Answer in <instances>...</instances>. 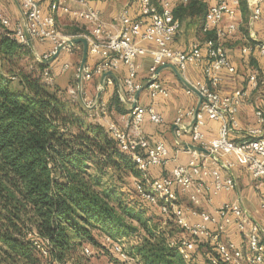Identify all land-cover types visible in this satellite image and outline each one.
Masks as SVG:
<instances>
[{"label": "built area", "instance_id": "1", "mask_svg": "<svg viewBox=\"0 0 264 264\" xmlns=\"http://www.w3.org/2000/svg\"><path fill=\"white\" fill-rule=\"evenodd\" d=\"M23 10L26 20V30L15 29L14 39L19 44L27 45V38L35 39L40 43L50 42L53 48L38 58V62L45 63L56 52L58 47L65 46L67 37L58 35L55 31V17L59 12L68 13L74 18L86 22L90 26L88 35H82L88 43V56L97 59V63L83 68L81 81L88 82L94 75L102 76L118 70L121 66L126 68L123 85L127 91V100L130 104V118L132 125L137 129L147 115L153 124H161L162 117L156 113L152 106H136L134 94L141 89L136 82L139 69L137 59L149 54L152 64L149 69L150 81L148 82L149 97L168 98L166 88L157 80L155 75L158 67L164 64L174 65L183 79L202 96L201 104L196 109H180L174 119V133L181 137L186 129V120L192 119L190 136L193 143L208 151L215 159H220L223 169L229 170L237 166L244 167L255 181L254 189L260 198V207L264 209V111L255 109V127L247 129V139L236 143L229 139L233 131H240L236 120L237 108L245 91H235L232 95H220L218 87L222 81L223 73L233 74L234 67L228 60L222 45L223 39L237 31L236 16L240 12L239 0H201L206 4V11L201 22V29L205 36L202 43L193 44L186 51H179L169 47L179 31L180 23L173 16L171 0H131L140 7L141 17L132 18L127 11H123L119 18L117 35H107L105 25L101 22L98 11L90 8L86 0H47L48 12H41L42 0H17ZM68 2L75 3L80 8L71 10ZM187 0H184L186 3ZM250 10V21H260L264 0H244ZM0 25L9 27V20L0 11ZM149 43L153 48L143 44ZM69 49L65 47L64 49ZM260 56L264 57V40L256 45ZM248 49H244L246 53ZM200 67L203 81L196 84L189 83L185 78L188 67ZM68 64L62 70H67ZM40 80L48 87L54 84V75L50 67L40 74ZM106 84H112L110 76L104 79ZM103 82V83H104ZM81 83V82H80ZM249 89L257 86L256 73L248 77ZM193 91L187 88V94ZM67 96L71 102L80 101L84 108L97 107L95 98H89L81 85L67 89ZM135 107L132 108V104ZM101 113L105 112L103 105L99 107ZM206 119L220 123L217 137L208 139L202 133ZM110 135L117 141L121 152L130 155L131 160L143 173L144 183L135 182L134 187L139 197L156 207L158 211L182 230L186 235L177 247L184 260L189 259V251L194 247L195 238H203L215 246L218 259H211L208 264H264V242L260 238L259 227L254 224L249 213L238 203H224L213 214L201 212L196 214L177 204V193L186 194L192 204H199L203 195H217L221 192H231L235 188L232 178L223 179L220 169L215 164L207 165V159L200 154H193L187 165L175 166L170 175L161 179H151L148 175L150 167L163 166L168 160V149L163 141L151 143L141 136H133L120 129L114 123L105 125ZM176 189V190H175ZM177 191V192H176ZM199 216L200 222L190 223L186 214ZM208 224L215 226L209 229ZM234 224L242 235L246 250L234 244L224 242L220 235L226 226ZM104 242L110 251L122 264H141L126 251L120 241L104 237ZM39 248V246H38ZM46 257L44 249L40 248ZM81 254L85 257L92 255L88 247H83ZM64 264H75L68 261Z\"/></svg>", "mask_w": 264, "mask_h": 264}, {"label": "trees", "instance_id": "2", "mask_svg": "<svg viewBox=\"0 0 264 264\" xmlns=\"http://www.w3.org/2000/svg\"><path fill=\"white\" fill-rule=\"evenodd\" d=\"M239 2L244 11V0ZM205 11L201 0H187L172 10L179 23L200 20ZM14 32L0 25V264H76L85 257L83 247L92 255L99 243L110 251L104 237L117 241L139 228L146 236L132 257L141 264H208L218 259L212 242L195 238L184 260L175 247L183 237L169 241L148 229L145 210L156 216V207L136 190L135 198L131 191L104 186L109 174L118 182L131 177L144 183L143 173L106 127L89 118L97 108H84L80 101L69 100L67 90L60 93L42 83L40 74L50 65L37 62L32 72L18 67L20 59L34 56L28 45L15 41ZM81 35H86L82 29L70 33ZM109 106L126 113L116 91ZM201 247L206 255L199 253Z\"/></svg>", "mask_w": 264, "mask_h": 264}, {"label": "crops", "instance_id": "3", "mask_svg": "<svg viewBox=\"0 0 264 264\" xmlns=\"http://www.w3.org/2000/svg\"><path fill=\"white\" fill-rule=\"evenodd\" d=\"M171 2L173 8L181 3L184 4V0H171ZM67 4L71 10L80 8L75 3L68 2ZM86 4L90 8L98 11L100 20L105 25L106 34L110 36L118 34V18L123 11H127L132 18L141 17L140 7L133 4L131 0H86ZM40 8L41 12L46 14L48 12V1L42 0ZM0 11L9 20L8 30L12 31L17 28H21L23 31L26 30L25 16L17 0H0ZM202 19V17L200 20L194 17L183 20L180 23L179 31L169 47L179 51H186L193 44L202 43L206 38L201 29ZM236 22L238 24L237 31L231 35H227L222 41L228 60L234 67L235 72L233 74L223 73L218 92L223 96L232 95L235 91H245L246 93L236 112V120L241 130L233 131L229 134L231 141L239 143L248 138L246 130L254 128L256 125L255 109L260 108L264 111V57L260 56L256 49V45L264 40V3L262 5V17L260 21L254 23L250 21V10L245 5L244 11L240 8V12L236 16ZM74 29H82L86 35L90 32V26L86 22L76 19L68 13L59 12L56 15L55 31L58 35L69 39L74 38L70 36V33ZM143 45L148 48H153V45L149 43ZM29 47L34 58L38 60L42 54L49 52L53 48V45L50 42L40 43L35 39H30ZM78 48L82 49V45L78 44L69 47V49H63L57 58L48 64L55 77L63 71L62 67L65 64H68L69 68L73 69V51ZM244 49H248V51L243 53ZM137 61L139 69L136 82L141 85V89L135 101L136 106H152L154 111L162 117L161 124L156 125L151 123L146 115L137 129L132 125L129 110L130 104L127 100V91L123 85V80L126 75V68L124 66H121L118 70L111 73L112 84H106L104 82L103 87H101V76L94 75L90 81H82L80 85L89 98H95L97 101V107L95 108L98 111H92L89 114V117L93 121L103 126L111 122L133 136H141L151 143L156 141H163L165 143L168 149L167 162L163 166L150 167L148 170V175L151 179H161L169 176L175 166L187 165L195 153V151L187 148L188 145H195L191 139L189 128L192 119L186 120V129L179 138L175 136L173 122L178 110L196 109L199 98L193 92L187 94L186 85L177 78L171 69L164 68L159 72L157 80L166 88L169 96L168 98L156 97L155 99H151L147 87L150 81L149 69L152 64L151 56L147 54L139 57ZM96 63L97 59L95 57H87V66L92 67ZM251 73H256L257 86L255 89L250 90L248 77ZM185 78L192 84L202 82V69L194 66L188 67ZM74 84L75 86L79 85L76 73L74 74ZM73 86L69 85L67 89ZM115 91L118 93L120 105L126 113H118L114 109V106L108 107ZM136 93L134 94V100ZM101 105L105 108L104 113H101L99 110ZM219 127V122L206 119L201 131L206 138L214 139L217 137ZM196 154H200L202 156L201 158H206L207 165L210 167L213 166L212 163L215 160V164L220 169L221 177L223 179L227 177L232 178L235 182V188L231 192H221L217 195H203L199 204H192L188 195L178 192L177 204L196 212V214L201 212L213 214L224 203H238L249 213L251 221L259 227V235L262 242H264V209L260 207V198L254 189L255 181L249 172L241 166L229 170L223 169L220 164V159H215L213 155L198 152ZM186 218L193 224L200 222L199 216L190 213L186 214ZM164 220H166L165 217ZM162 224H165V222H162ZM208 227L212 231L215 230V226L212 224H208ZM220 239L224 242L232 243L244 251L246 250L245 241L234 224L225 227L224 232L220 235ZM199 253L206 255L207 250L201 247ZM241 264L245 263L243 262Z\"/></svg>", "mask_w": 264, "mask_h": 264}, {"label": "rangeland", "instance_id": "4", "mask_svg": "<svg viewBox=\"0 0 264 264\" xmlns=\"http://www.w3.org/2000/svg\"><path fill=\"white\" fill-rule=\"evenodd\" d=\"M8 28V27H7ZM73 69L69 68L67 70L62 71L59 75L54 78V84L50 87L51 90L56 89L57 91L63 92V90H67L69 85H74V74L78 73L79 63L82 57V49L78 48L77 50L73 51ZM38 60L30 59L28 57H24L17 62V65L20 69H23L25 72H32L35 71L36 64ZM82 83V81H81ZM17 84L13 83L12 88H16ZM66 99V96H64ZM74 107H78V104H75ZM90 118V117H89ZM134 182L133 178L125 177L122 182H118L112 175L106 176L104 179V186L107 188H113V190L120 191H131L132 195L136 198V193L134 189ZM124 201L126 198L124 197ZM128 201V200H127ZM130 202V201H129ZM127 204V202L125 201ZM130 205L135 207L136 205L133 202H130ZM135 205V206H134ZM138 208V207H136ZM154 212L157 214L154 216L153 212L150 210H145L144 219L147 221V227L150 231H152L155 236L164 235V238L171 241V239L186 237L184 233L180 231V229L176 226L173 220H164L165 224H162L160 218L157 217L159 215L158 209L153 208ZM164 219V218H163ZM134 227H138L136 222H133ZM139 228V227H138ZM146 236V232L144 229H140L134 235L129 237L118 239L121 244L125 247L126 251L130 254V256L134 255L136 245L139 244V241ZM181 236V237H180ZM167 237V238H166ZM103 236L97 237V241L102 242ZM92 251V250H91ZM93 252V251H92ZM116 256L113 255L111 251L106 248H101L100 243L99 246L95 248L94 254L90 257H81L76 261V264H122L118 260L115 259ZM44 264H48L45 262Z\"/></svg>", "mask_w": 264, "mask_h": 264}, {"label": "water", "instance_id": "5", "mask_svg": "<svg viewBox=\"0 0 264 264\" xmlns=\"http://www.w3.org/2000/svg\"><path fill=\"white\" fill-rule=\"evenodd\" d=\"M78 44H81L82 45V57H81V61L79 63V67H78V73H77V81L78 83L80 84L81 82V76H82V71H83V68L86 66V61H87V57H88V43H87V40L83 37H74V38H71L69 39L68 41H66V44L65 46H60L58 47V49L56 50L55 54L47 61H45L46 64H49L51 62H53L57 56L59 55V53L65 48V47H73L75 45H78ZM27 45L30 46V39L27 38ZM164 68H169L171 69L174 74L177 76V78L182 82L184 83V85H186L187 88L191 89L193 91V93H195L198 98H199V103H198V106L196 107V112L198 111V108L201 104V101H202V96L197 92L195 91L192 87H190L188 85V83L183 79V77L181 76V74L179 73V71L177 70V68L174 66V65H171V64H166V65H163V66H160L157 70H156V73L155 75L158 76L159 72L164 69ZM111 74L110 73H107V74H104L101 76V79H100V86L103 87L104 85V79L106 76H110ZM140 91H138L135 95V101L137 99V96L139 94ZM135 107V103L132 104V108ZM188 149L190 150H193L195 152H198V153H203V154H210L208 151L196 146V145H188L187 146Z\"/></svg>", "mask_w": 264, "mask_h": 264}]
</instances>
